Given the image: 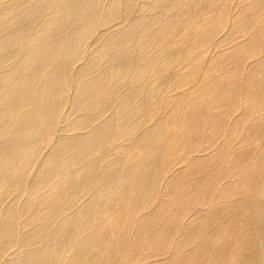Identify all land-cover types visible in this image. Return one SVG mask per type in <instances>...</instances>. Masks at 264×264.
I'll return each mask as SVG.
<instances>
[{"label": "bare ground", "instance_id": "obj_1", "mask_svg": "<svg viewBox=\"0 0 264 264\" xmlns=\"http://www.w3.org/2000/svg\"><path fill=\"white\" fill-rule=\"evenodd\" d=\"M77 1L79 0H41L37 5L34 3L35 6L29 10L30 13L38 14L44 9L49 11L50 18L31 33L28 31V25L15 21V16L0 7V58L12 52L17 56L13 71L0 76V137H7V141L0 146V197L7 186L20 179L21 173L50 133L55 122L56 109L63 96V87L68 78L71 56L94 26L99 0H88L83 7L76 5ZM196 3L201 2L198 0ZM130 4L131 0H128V5ZM260 6H264V0H255L243 10L240 21L243 29L252 26L254 14ZM76 17H82L81 25L66 32L70 22ZM175 23L174 19L169 18L164 27L174 30ZM217 25V22H211L201 26L196 48L202 47L208 41ZM147 28L143 20H138L133 23L131 32L134 33L139 29L147 30ZM145 40L142 44L148 43ZM156 40L161 42L162 35H157ZM118 42V36H112L98 50L96 58L118 61L129 53L117 49ZM259 43H261L260 29L253 34L247 44L238 46L230 54H221L217 64L236 61L242 55L255 51ZM21 50L25 51L23 56ZM196 53L195 57L200 52ZM170 62L168 53L162 54L161 58L152 59L148 64L139 67L137 80H140L145 73L155 72L160 63L168 67ZM44 67L49 68L47 73L43 72ZM193 73V69H188L183 73L182 79L190 78ZM110 82L109 77L104 73L96 81L81 85L78 108L92 110L107 105L110 102L107 95L114 89L110 88ZM261 86L259 82L255 88H251L249 101L261 95V103L264 107V88H260ZM144 90L145 88H133L120 103L123 116L119 126L106 120L96 131L80 138L57 140L60 142L42 166L37 182L40 188L53 178H57V181L42 193L41 202L45 203L47 199L51 205L39 213L33 210L34 217H41L42 222L32 227L26 237V242H32L34 239L44 241L45 247L29 250L11 264H59L58 259L61 264H106L104 263L106 259L107 264H113L111 259L114 256H122L125 263L129 264V261L136 258L133 255V245L141 243L154 248L163 244L168 240L171 232L178 227L180 216L195 202L203 201L211 195L214 181L223 176L222 165H214L211 162L219 163L221 159L226 161L224 150L219 151L215 157L191 161L186 167L185 175L195 176L196 186L193 190L184 187V174L174 176L166 193L171 197L170 203L160 205L154 213L142 219L139 230L143 235L132 237L130 228L135 219H138V212L142 206L141 197L155 190L160 167H168L177 151L197 145V138L207 125L209 127L207 140L209 143L213 142L221 131L225 116L235 108L234 98L238 88L235 82L223 87L218 80L208 78L207 87L194 94L182 117H179L181 109L174 107L172 118L159 122L154 130L139 139L130 149L127 157L115 159L97 173L92 165L93 151H100L108 142L119 138L127 125L130 131L140 126L143 105L142 102L137 101V96ZM209 97L215 101L210 113L207 111ZM129 118V122H126ZM243 126L252 127L256 132H264L263 120L250 123L244 116L235 122L238 133ZM175 133L180 135V139L170 144L168 140ZM164 149L169 152L166 158H162ZM243 157V153L237 154L234 161L241 164ZM127 162L130 166H125ZM263 163L264 145L260 149L258 158L245 164L244 179L226 185L216 193L220 197L232 193L242 195V199L237 204L232 202L221 209V213L229 217V220L222 224V229L229 234L233 232L234 227H240L242 236L250 242H253V235L250 233L251 216L259 207L253 188H255L254 184L256 186V179ZM94 179L98 188L93 196L75 214L65 216L57 225H53V219L68 205L71 198H77L88 189ZM259 188V192L263 193L261 184ZM35 205V201L31 199L29 207L33 209ZM18 212L22 211L18 210ZM235 215L239 218L236 222L233 219ZM15 216L13 209L6 210L0 216V254L3 243L12 237ZM86 225L91 226V234L88 237H77V231ZM215 237L218 238L215 248L211 250L208 246H201L197 259L208 254L213 264L223 263L227 236L221 234ZM58 246H65L66 253L63 256H59ZM177 246L180 248V244ZM238 256L239 250L233 259L236 260ZM186 257L188 256L180 255L176 261H182ZM246 264H254L253 258H248Z\"/></svg>", "mask_w": 264, "mask_h": 264}, {"label": "rangeland", "instance_id": "obj_2", "mask_svg": "<svg viewBox=\"0 0 264 264\" xmlns=\"http://www.w3.org/2000/svg\"><path fill=\"white\" fill-rule=\"evenodd\" d=\"M40 1L0 0V7L8 14L15 16V21L18 20L17 22L28 25V31L31 33L50 18L49 11L44 9L38 14L29 12ZM86 1L88 0H79L76 5L83 7ZM196 1L198 0H131V4L128 5V0H99L97 6L99 9H97L93 28L71 56L68 78L63 87L61 102L56 109L53 130L51 129L41 143L36 155L21 173L20 179L7 186L0 197V216L8 209H13L16 215L12 237L2 245L0 264L14 263L25 252L45 247L44 241L34 239L32 242H26V237L32 227L42 222L41 217H34L33 210L39 213L51 205L47 199L45 203L41 202L42 193L47 191L57 181V178H53L40 188L37 182L42 166L62 139H77L94 132L106 120L119 126V121L123 116L120 103L133 88H145L137 96V101L142 102L143 105L140 126L130 131L127 125L119 138L108 142L102 150L93 151L92 165L94 170L100 173L115 159L127 157L130 149L138 143L139 139L154 130L159 122L170 120L174 107L181 109L179 117H182L184 109L194 94L207 87L208 78L218 80L223 87H227L231 82L236 83L238 90L234 98L235 108L225 116L221 131L212 143L207 140L209 129L207 125L198 136L197 145L177 151L168 167H160L155 190L141 197L142 206L138 212V219H135L130 228L132 237L143 235L139 230L142 219L154 213L160 205L170 203L171 197L166 194L167 188L174 176L185 175L186 167L191 161L215 157L219 151L224 150L226 161L221 159L219 163L211 162L214 165H222L223 176L214 181L210 196L203 201L195 202L180 216L178 227L171 232L167 241L156 246L157 248L147 247L141 243L133 245V255L136 258L128 263L213 264L208 254L200 256L199 259L196 257L199 256L201 246L214 249L218 239L215 236L223 234L227 237L224 247L225 259L222 264H246L250 257L253 258L254 264H264V163L259 170L256 186L254 184L255 188H253L256 203L259 206L258 211L251 216L250 233L253 235V242L245 240L240 227H234L233 232L229 234L222 229V224L228 221L229 217L221 213V209L232 202L237 204L242 199V195L239 193H232L225 197L216 195L217 190L222 187L244 179L245 164L258 158L260 149L264 145V132H256L248 126H243L240 133L235 129V122L244 116L250 123L264 121L261 95L249 101L251 88H255L259 82L262 84L260 88H264V6H260L255 12L252 26L243 29L240 25L242 12L255 0H199L200 4ZM169 18L176 22L174 30L164 27ZM138 20H143L148 28L132 33L133 23ZM211 22H217L216 30L210 34L208 41L202 47L196 48L201 26ZM81 23L82 17H76L70 22L66 32L77 28ZM258 29H260L261 43L255 51L242 55L236 61L217 64L221 54H230L238 46L247 44ZM157 35H162L161 42L156 40ZM112 36L119 38L116 48L129 51V53L118 61L97 59L98 50ZM144 39L148 43L142 44ZM196 49L200 52L197 57H195ZM166 53L171 58L168 67L160 63L155 72L145 73L140 80H137L140 66L148 64L154 58H161V55ZM24 54L25 51L21 50V56ZM16 58L14 52L2 55L0 76L13 71ZM188 69H193L194 73L190 78L183 80L182 75ZM48 70V67L43 68L44 73ZM104 73L111 81L110 88H114L107 95L110 98V105L108 103L92 110L78 108L81 85L96 81ZM211 97L207 100L209 113L215 104ZM129 120L130 118L126 119V122ZM179 139L180 135L175 133L171 135L168 142L173 144ZM5 141H7L6 136L0 137V146ZM168 153L164 149L162 158H166ZM240 153L244 154L241 164L234 161L235 155ZM125 166H130V163L127 162ZM193 176V174L185 175L184 187L187 190H193L196 186L195 176ZM95 180H92L89 188L77 198H71L68 205L53 219V225H57L63 217L75 214L93 196L98 188ZM260 184L263 193L259 192ZM31 199L36 204L33 209L29 207ZM233 219L236 222L239 219L238 215H235ZM91 231V226L86 225L77 231L76 236L88 237ZM178 244L180 248H177ZM237 250H239V256L234 260L233 257ZM57 252L59 256H63L66 253L65 246H58ZM180 255L188 257L182 261H176ZM111 260L113 264H127L122 256H114ZM58 262L61 264L60 259ZM104 263L107 264L108 260L106 259Z\"/></svg>", "mask_w": 264, "mask_h": 264}]
</instances>
